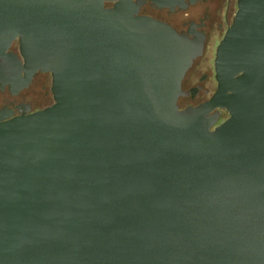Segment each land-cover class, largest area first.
I'll list each match as a JSON object with an SVG mask.
<instances>
[{"label": "water", "instance_id": "95a60500", "mask_svg": "<svg viewBox=\"0 0 264 264\" xmlns=\"http://www.w3.org/2000/svg\"><path fill=\"white\" fill-rule=\"evenodd\" d=\"M143 1L0 0V78L50 72L55 99L0 121V264H264V0H238L185 109L202 24Z\"/></svg>", "mask_w": 264, "mask_h": 264}, {"label": "flooded vegetation", "instance_id": "af4514ba", "mask_svg": "<svg viewBox=\"0 0 264 264\" xmlns=\"http://www.w3.org/2000/svg\"><path fill=\"white\" fill-rule=\"evenodd\" d=\"M228 2L229 0H179L171 7L144 0L140 4L139 15L165 22L191 38H196L197 34L190 33L189 27L193 23L202 24L196 26V31L204 34L203 50L194 59L181 83L183 93L177 101L180 109L198 107L208 102L218 88L215 67L217 48L238 10V0H230L229 8ZM10 49L22 58L17 42ZM22 75L25 76L24 71ZM54 101L50 72L36 71L29 84L17 91H12L9 78H0V121L38 111ZM218 110L220 113L216 125L229 117V112L222 107L213 108L208 115H213Z\"/></svg>", "mask_w": 264, "mask_h": 264}, {"label": "rangeland", "instance_id": "374dc122", "mask_svg": "<svg viewBox=\"0 0 264 264\" xmlns=\"http://www.w3.org/2000/svg\"><path fill=\"white\" fill-rule=\"evenodd\" d=\"M44 103V102H43Z\"/></svg>", "mask_w": 264, "mask_h": 264}]
</instances>
